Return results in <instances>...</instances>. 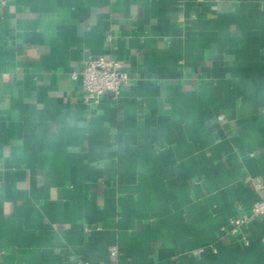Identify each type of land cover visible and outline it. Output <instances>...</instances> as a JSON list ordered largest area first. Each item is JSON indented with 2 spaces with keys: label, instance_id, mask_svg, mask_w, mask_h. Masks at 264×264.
I'll list each match as a JSON object with an SVG mask.
<instances>
[{
  "label": "crops",
  "instance_id": "obj_1",
  "mask_svg": "<svg viewBox=\"0 0 264 264\" xmlns=\"http://www.w3.org/2000/svg\"><path fill=\"white\" fill-rule=\"evenodd\" d=\"M87 56L116 95L85 101ZM252 180L264 0H0V264H264Z\"/></svg>",
  "mask_w": 264,
  "mask_h": 264
},
{
  "label": "built area",
  "instance_id": "obj_2",
  "mask_svg": "<svg viewBox=\"0 0 264 264\" xmlns=\"http://www.w3.org/2000/svg\"><path fill=\"white\" fill-rule=\"evenodd\" d=\"M74 80L81 79L84 99L88 103H97L99 98L105 94L116 95L121 87L128 81V73L124 69V63L120 59L106 58L104 56H87L81 67L70 73ZM252 187L260 194V197L246 210L241 211L238 216L231 219V231L236 233L239 226L251 218H264V182L252 180ZM245 242H248L244 239ZM201 249L194 252L199 253ZM110 261L102 264H118L117 248L109 246Z\"/></svg>",
  "mask_w": 264,
  "mask_h": 264
}]
</instances>
